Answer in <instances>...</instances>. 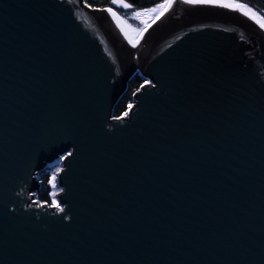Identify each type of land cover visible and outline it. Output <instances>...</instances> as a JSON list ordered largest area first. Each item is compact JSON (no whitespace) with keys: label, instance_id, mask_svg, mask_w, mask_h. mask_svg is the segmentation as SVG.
I'll return each instance as SVG.
<instances>
[{"label":"water","instance_id":"obj_1","mask_svg":"<svg viewBox=\"0 0 264 264\" xmlns=\"http://www.w3.org/2000/svg\"><path fill=\"white\" fill-rule=\"evenodd\" d=\"M0 264H264V31L177 0L133 46L85 0H0Z\"/></svg>","mask_w":264,"mask_h":264},{"label":"trees","instance_id":"obj_2","mask_svg":"<svg viewBox=\"0 0 264 264\" xmlns=\"http://www.w3.org/2000/svg\"><path fill=\"white\" fill-rule=\"evenodd\" d=\"M85 2L93 9H105L111 7L119 17L130 18L135 12L142 11L147 8L157 7L158 5L166 2V0H124L125 3L132 5V8L130 9L123 8L119 4L114 5L112 4V0H85ZM236 2L250 7L253 11L264 17V0H236ZM128 85V93L114 109V117L116 118L123 117L124 113L129 111L128 105H132L134 94L141 88V86L144 85V79L141 74L138 73L128 83ZM51 170L52 168L49 167L41 171L37 176L40 187L34 196L35 201L39 205L55 206L52 205V196L50 195L52 191L51 186L48 184V178L51 176Z\"/></svg>","mask_w":264,"mask_h":264},{"label":"snow or ice","instance_id":"obj_3","mask_svg":"<svg viewBox=\"0 0 264 264\" xmlns=\"http://www.w3.org/2000/svg\"><path fill=\"white\" fill-rule=\"evenodd\" d=\"M177 0H166L165 3L158 5L154 8H147L142 11H137L134 13V16L136 19H140L145 27L143 29L136 30L137 31V38L141 37L144 33V31L147 30V28L150 26V22H154L155 20L159 19L164 12L171 8L174 3H176ZM179 2H182L187 5H191L193 7H208V8H222L232 11H237L242 13L245 17H247L249 20H252L254 23H256L262 30H264V17L257 15L255 11H253L250 7H247L244 4L237 3L236 0H179ZM112 4L116 5L119 4L121 7L130 9L132 8L131 4L125 3L124 0H112ZM102 11L108 12L112 15V17L116 20L118 27H120V30L122 33H124L125 38L128 39L129 43L133 44L135 46L136 41L133 40L128 32L125 30L124 26L122 25L121 21L117 17L116 12L113 11L111 7L100 9ZM148 17L147 20L144 18ZM129 109L132 107L131 104L128 105ZM125 116L128 115L127 112L124 113ZM119 119V118H116ZM73 154L69 152L67 156H61L60 160L63 162L64 160H67L68 157L72 156ZM64 169L60 168L58 170L53 171L52 175L48 178V184L52 186L53 189L57 187V175L60 172H63ZM63 191V189H61ZM50 195L53 197L52 199V205H55L61 212L64 210L60 208V206L56 203L55 200V192L50 193Z\"/></svg>","mask_w":264,"mask_h":264},{"label":"rangeland","instance_id":"obj_4","mask_svg":"<svg viewBox=\"0 0 264 264\" xmlns=\"http://www.w3.org/2000/svg\"><path fill=\"white\" fill-rule=\"evenodd\" d=\"M117 17L119 19H122L124 22H126V24H128L129 27L134 30L135 37H137V31L136 30L143 29L145 27L144 23L140 19H136L134 15H131L130 18H124V17H121V16L119 17L118 15H117ZM144 19L147 20L148 17H145ZM51 168H52V170H51V175H52L53 171L58 170L61 167L58 164V165L52 166ZM58 175H57V179H58ZM51 191H52V193L55 192V200H56V203L58 204V202H57V196L61 192V190L58 187H56L55 189H53L52 186H51ZM52 199H53V197H52Z\"/></svg>","mask_w":264,"mask_h":264},{"label":"bare ground","instance_id":"obj_5","mask_svg":"<svg viewBox=\"0 0 264 264\" xmlns=\"http://www.w3.org/2000/svg\"><path fill=\"white\" fill-rule=\"evenodd\" d=\"M165 3V2H164ZM175 8V3L173 4V6L171 7V8H169V9H167L165 12H164V14L159 18V19H157V20H155L154 22H150V26H152V25H154V23H157L158 21H160V20H162V19H164V16H166L171 10H173ZM237 12V11H236ZM238 13H240V12H238ZM241 14V13H240ZM258 15V14H257ZM121 22H122V24L124 25V27L132 34V36H133V40H135L136 42H138L139 41V38H137V37H135V32H134V30L133 29H131L130 27H129V25L128 24H126V22H124L122 19H119ZM149 26V27H150ZM264 31V30H263Z\"/></svg>","mask_w":264,"mask_h":264}]
</instances>
